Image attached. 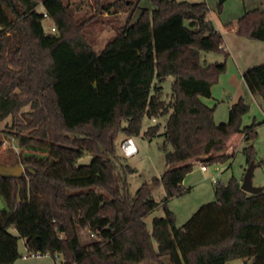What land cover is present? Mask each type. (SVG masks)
<instances>
[{
  "label": "trees",
  "instance_id": "obj_1",
  "mask_svg": "<svg viewBox=\"0 0 264 264\" xmlns=\"http://www.w3.org/2000/svg\"><path fill=\"white\" fill-rule=\"evenodd\" d=\"M224 1L215 0L218 11ZM151 3L134 21L133 0L109 3L124 8L126 19L96 51L83 36L84 20H75L62 0H0V122L11 117L10 134L21 147L46 146L43 155L18 157L21 174L0 173L3 264L18 257L17 237L27 253L62 256L50 264H264V189L248 193L236 177L217 183L215 199L181 226L165 204L188 190L182 181L195 161L223 163L232 135L252 142L257 131L255 122L242 125L249 106L241 96L224 122H215L214 106L202 100L226 69L225 61L202 58L224 51L208 3ZM97 4L105 8V1ZM47 17L54 30H45ZM235 32L264 42V9L245 10ZM242 79L264 100V62L243 70ZM144 116L164 120L144 135L150 139L162 128L160 148L173 167L130 192L125 171L133 169L122 164L117 137L139 134ZM86 152L90 161L77 163ZM242 152L247 166L257 165L252 143ZM158 185L164 214L148 225ZM81 230L94 239L81 243Z\"/></svg>",
  "mask_w": 264,
  "mask_h": 264
},
{
  "label": "rangeland",
  "instance_id": "obj_2",
  "mask_svg": "<svg viewBox=\"0 0 264 264\" xmlns=\"http://www.w3.org/2000/svg\"><path fill=\"white\" fill-rule=\"evenodd\" d=\"M67 5L75 20H84L82 28L83 36L86 41L96 50L99 51L105 44L106 40L115 33V28L122 25L126 19V10L120 8L114 3L116 0H99L105 1L104 9L98 8V0H62ZM128 0H126L127 2ZM189 2L206 1L211 8L208 13V19L221 32L223 36L224 51L202 52V58L206 62L225 61V72L220 74L216 83L211 87V97H203L202 100L210 107L214 106L215 122H224L228 118V108L231 103L242 97L248 104V111L242 116V125L256 124L257 138L252 142H246L240 134H234L228 141L227 152L230 155L228 160L223 163L207 162L206 170L200 169V161L193 163L192 170L187 173L182 181V186L188 189L186 192L171 197L166 200V206L173 212L177 226L183 223L199 208L200 205L215 199L214 180L219 184H226L231 177L242 178L245 168L247 167L245 155L242 152L244 146L252 143L255 154L254 166L252 172V184L264 189V100L259 96L252 95L247 89L240 70L248 66L264 62V43L258 40L242 38L235 32L237 19L245 10L260 8L264 9V0H225L221 10L216 9L215 0H178ZM121 2V0H119ZM134 5L129 6L131 9V20L134 21L141 8H152L151 0H133ZM54 22L50 18L44 20L45 30ZM173 77L168 76L163 82V94L170 91V84ZM24 107L23 110H27ZM163 119L153 120L146 116L142 118V127L137 135L132 139L137 147V153L131 156H124L120 150V143L125 138L119 134L117 137V153L121 156L123 165L133 169L125 171V179L128 183L130 192H134L143 182H149L153 176H160L163 171L171 166H167L164 159V152L160 145L163 136L159 134L152 138L144 135L145 129L156 122L163 124ZM11 117H7L0 122V173L10 174L11 170H17L18 157L21 154L43 155L46 152V146L38 147H21L18 139L11 136L10 131ZM23 134L26 131L22 132ZM92 155L86 152L77 163L86 164L90 161ZM24 169V167H22ZM23 172V170H22ZM152 196L158 202V206L146 217V222L150 225L153 217L164 214V196L165 191L162 185L152 188ZM0 208H6L4 200L0 197ZM8 233L17 236L16 230L10 228ZM80 242L88 243L94 239L88 230L80 231ZM18 257L11 264H50L53 262L60 263L62 256L53 258L46 255L28 256L22 259V255H27L24 240L17 237L15 240ZM6 250V248H4ZM0 249V253L4 252ZM241 260H232L228 264H239ZM0 264H3L0 262Z\"/></svg>",
  "mask_w": 264,
  "mask_h": 264
},
{
  "label": "water",
  "instance_id": "obj_3",
  "mask_svg": "<svg viewBox=\"0 0 264 264\" xmlns=\"http://www.w3.org/2000/svg\"><path fill=\"white\" fill-rule=\"evenodd\" d=\"M255 164H253L252 162L248 164V166L246 167L243 176H242V180L240 182V188L248 193H258L260 192L263 188L259 187V186H254L252 184V172L254 169ZM17 170H11V173L9 175H19L22 173V167L18 166Z\"/></svg>",
  "mask_w": 264,
  "mask_h": 264
},
{
  "label": "built area",
  "instance_id": "obj_4",
  "mask_svg": "<svg viewBox=\"0 0 264 264\" xmlns=\"http://www.w3.org/2000/svg\"><path fill=\"white\" fill-rule=\"evenodd\" d=\"M50 29L54 30V24L50 25ZM120 150L124 156H131L137 153V147L132 139V137H125L120 143ZM201 170H206V165L204 163L200 164ZM214 183H219L218 180H214ZM37 254L28 253L27 255H22V259L27 258L28 256H35Z\"/></svg>",
  "mask_w": 264,
  "mask_h": 264
},
{
  "label": "crops",
  "instance_id": "obj_5",
  "mask_svg": "<svg viewBox=\"0 0 264 264\" xmlns=\"http://www.w3.org/2000/svg\"><path fill=\"white\" fill-rule=\"evenodd\" d=\"M241 37V36H240ZM242 38H245V37H242ZM262 42V41H261ZM264 43V42H263ZM248 67H250V66H248ZM246 68H241V70H240V73H241V76H242V72H243V70H245Z\"/></svg>",
  "mask_w": 264,
  "mask_h": 264
}]
</instances>
